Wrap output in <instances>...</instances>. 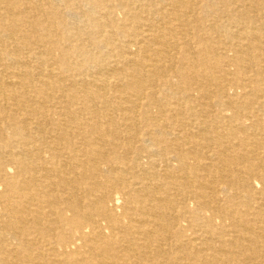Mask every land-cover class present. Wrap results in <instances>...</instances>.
I'll use <instances>...</instances> for the list:
<instances>
[{
	"label": "bare ground",
	"instance_id": "obj_1",
	"mask_svg": "<svg viewBox=\"0 0 264 264\" xmlns=\"http://www.w3.org/2000/svg\"><path fill=\"white\" fill-rule=\"evenodd\" d=\"M0 264H264V0H0Z\"/></svg>",
	"mask_w": 264,
	"mask_h": 264
}]
</instances>
